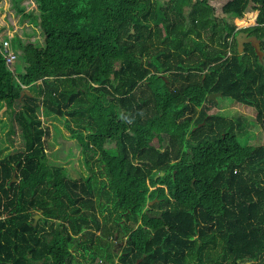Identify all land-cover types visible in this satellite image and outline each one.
I'll use <instances>...</instances> for the list:
<instances>
[{
  "label": "trees",
  "instance_id": "1",
  "mask_svg": "<svg viewBox=\"0 0 264 264\" xmlns=\"http://www.w3.org/2000/svg\"><path fill=\"white\" fill-rule=\"evenodd\" d=\"M250 8L236 30L200 0H10L42 42L12 36L21 72L0 53V112L22 145L0 160V264H264V0L222 13ZM239 32L261 57L238 53ZM211 94L252 108L262 143L210 113ZM40 108L73 139L63 157Z\"/></svg>",
  "mask_w": 264,
  "mask_h": 264
},
{
  "label": "rangeland",
  "instance_id": "2",
  "mask_svg": "<svg viewBox=\"0 0 264 264\" xmlns=\"http://www.w3.org/2000/svg\"><path fill=\"white\" fill-rule=\"evenodd\" d=\"M200 1L203 4L210 6L212 8L213 13L217 17L224 18L227 21L231 22L238 28V30L248 28L254 25L255 23L256 12L252 11L251 8L245 12L242 18H237L236 16L222 13L223 5L229 0H200ZM9 6H10V0H0V26H3V30L0 33V37H1L0 39H2L3 35L6 33L8 34L7 36L10 38H12L14 34L18 35L21 38H24L25 36L23 35V30H25V32L35 31L36 34L32 36L30 40L32 41L34 39H37L38 42L41 43L42 36L40 34L39 29L36 27H26V26L22 27L21 25H19L17 23V19L11 15L12 12H10L11 10L9 11ZM13 67L14 68L16 67L17 72H21L22 63L20 62V60H17L16 63H14ZM208 106H210L211 108L210 113L219 114L227 119L241 118L242 121L241 124L243 126V129H247V131L251 134L250 144L259 145L262 143L263 135L261 130L254 124L252 126L249 125L250 122L252 124L255 114L252 108L236 103L228 98H222L219 96L215 97L214 105L208 104ZM1 113L2 112H0V160L7 155H11L20 151L22 148L21 139L17 134L12 136L13 143H10V141H8L7 132L9 128V122L5 116L1 115ZM38 115L41 119L43 127L48 129L49 131V136L45 138V145L47 146V144H49L51 145V147H47L46 152L51 153L53 151H56L59 153L61 157H63L67 152V150L69 149V147L71 146V142L73 141L71 135L65 128H63L59 124H56L59 131V133H56L53 128L54 123L50 119L49 115L47 116L45 114V111L42 108L39 109ZM152 144L156 146L154 142ZM106 147L113 149L114 145L112 143H108L106 144ZM66 165L67 167H69L71 175L77 178L78 175L75 173V171L69 166V164ZM39 219L40 217L37 219V221ZM99 219L101 220V216H99ZM98 234L99 232H96V235ZM116 242H114L113 245H115ZM76 259H78L79 264L80 263L84 264L83 262L84 258L77 257Z\"/></svg>",
  "mask_w": 264,
  "mask_h": 264
},
{
  "label": "water",
  "instance_id": "3",
  "mask_svg": "<svg viewBox=\"0 0 264 264\" xmlns=\"http://www.w3.org/2000/svg\"><path fill=\"white\" fill-rule=\"evenodd\" d=\"M236 42H237V50H238V53H242L245 44H250L251 47L255 50V52L259 55V57L262 56V53H261V50H260V41L256 37H254V36H248L246 33L239 32L237 34V36H236ZM216 96L221 97V94H211L209 96V99L215 100V97ZM159 175H163V173L160 172ZM157 176L158 175H156L154 177V179H156ZM152 204H153V201H150L149 202V205H152ZM149 216L150 217H154V218H159L160 217V216H151V215H149ZM39 217H40L39 215L33 216V224H32L33 226H35V224L37 222V219Z\"/></svg>",
  "mask_w": 264,
  "mask_h": 264
},
{
  "label": "built area",
  "instance_id": "4",
  "mask_svg": "<svg viewBox=\"0 0 264 264\" xmlns=\"http://www.w3.org/2000/svg\"><path fill=\"white\" fill-rule=\"evenodd\" d=\"M236 30H238V28ZM10 39L11 38L8 37L0 44V53L3 56V59L5 60L7 67L11 69L14 63H16V54L12 50Z\"/></svg>",
  "mask_w": 264,
  "mask_h": 264
},
{
  "label": "flooded vegetation",
  "instance_id": "5",
  "mask_svg": "<svg viewBox=\"0 0 264 264\" xmlns=\"http://www.w3.org/2000/svg\"><path fill=\"white\" fill-rule=\"evenodd\" d=\"M150 202V201H149ZM149 202L147 203L146 207L149 208L151 205H149ZM125 240L122 241V243L120 242H116V244L113 246V251H118L122 248V246H125ZM137 263V262H136Z\"/></svg>",
  "mask_w": 264,
  "mask_h": 264
},
{
  "label": "crops",
  "instance_id": "6",
  "mask_svg": "<svg viewBox=\"0 0 264 264\" xmlns=\"http://www.w3.org/2000/svg\"><path fill=\"white\" fill-rule=\"evenodd\" d=\"M7 34V33H6ZM8 35V34H7Z\"/></svg>",
  "mask_w": 264,
  "mask_h": 264
}]
</instances>
